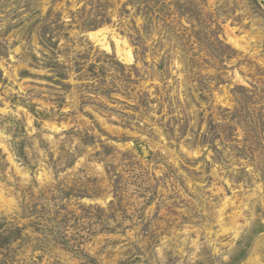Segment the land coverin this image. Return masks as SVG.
<instances>
[{
    "label": "rangeland",
    "instance_id": "374dc122",
    "mask_svg": "<svg viewBox=\"0 0 264 264\" xmlns=\"http://www.w3.org/2000/svg\"><path fill=\"white\" fill-rule=\"evenodd\" d=\"M0 264H264V0H0Z\"/></svg>",
    "mask_w": 264,
    "mask_h": 264
},
{
    "label": "bare ground",
    "instance_id": "6f19581e",
    "mask_svg": "<svg viewBox=\"0 0 264 264\" xmlns=\"http://www.w3.org/2000/svg\"><path fill=\"white\" fill-rule=\"evenodd\" d=\"M101 31H102V29L99 30V31H97V34L101 33ZM104 39H105L104 37L101 38L102 45H103L104 48L109 49V45L107 44V41L104 40ZM114 40H115L116 52H118L119 54H121L122 53V48L124 46H126L125 45V41H123L122 38H120L117 35H115ZM127 52H129V51H127Z\"/></svg>",
    "mask_w": 264,
    "mask_h": 264
}]
</instances>
